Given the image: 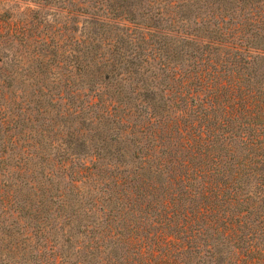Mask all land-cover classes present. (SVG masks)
<instances>
[{
	"label": "trees",
	"instance_id": "obj_1",
	"mask_svg": "<svg viewBox=\"0 0 264 264\" xmlns=\"http://www.w3.org/2000/svg\"><path fill=\"white\" fill-rule=\"evenodd\" d=\"M14 1L0 264H264V0Z\"/></svg>",
	"mask_w": 264,
	"mask_h": 264
},
{
	"label": "rangeland",
	"instance_id": "obj_2",
	"mask_svg": "<svg viewBox=\"0 0 264 264\" xmlns=\"http://www.w3.org/2000/svg\"><path fill=\"white\" fill-rule=\"evenodd\" d=\"M27 7L36 9L37 6L35 5V2L31 3L24 1H14L6 6H0V13H4L5 10H8V8H10L15 11L14 13L17 14L18 18V15H20V13L23 12ZM43 8L44 14H46L49 19H53L54 15L58 14V11L60 10L56 6L51 5L43 6ZM1 179H3V177H1ZM16 209L17 204L15 203V199H12L11 193L9 191H5L4 189H0V244L7 243L11 238L13 239L12 246L14 247L16 244L18 223V212L16 211ZM9 226L13 230V234L11 237L6 234V228ZM3 251L5 252L7 250L4 249Z\"/></svg>",
	"mask_w": 264,
	"mask_h": 264
}]
</instances>
